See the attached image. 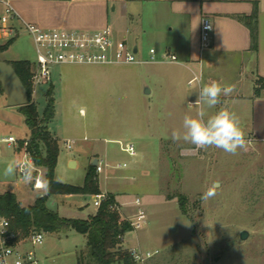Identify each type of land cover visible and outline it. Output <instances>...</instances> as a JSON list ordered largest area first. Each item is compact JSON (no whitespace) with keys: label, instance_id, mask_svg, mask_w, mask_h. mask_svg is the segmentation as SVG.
<instances>
[{"label":"rangeland","instance_id":"374dc122","mask_svg":"<svg viewBox=\"0 0 264 264\" xmlns=\"http://www.w3.org/2000/svg\"><path fill=\"white\" fill-rule=\"evenodd\" d=\"M106 24L114 39H124V35L130 46L137 40L140 58L147 59L148 49L157 50L160 46L161 41L149 36L134 39L129 28L125 31L128 21L118 12L109 14ZM3 40L0 39V45L7 41ZM5 56L33 61L29 36L21 33L8 45ZM156 65L57 64L50 80L32 86L39 119L44 117L47 90H51L53 111L45 126L57 139L53 180L82 186L90 166L95 168L90 158L96 154L102 166V171L94 173L98 190H113L116 186L119 201L131 202L130 211L120 209L119 205L124 215L134 210L132 200L140 199L145 222L124 234L123 245L157 252L133 264H264L263 201L258 195L251 200L249 194H237V174L243 170L242 153L231 155L214 146L197 150L194 145L178 151V144L170 138L174 127L171 115L167 112L165 116L158 109L166 87L159 89L154 73L147 72V68ZM148 86L152 89L150 96L143 92ZM185 96L181 94L179 104L189 110ZM148 98L152 111L147 108ZM197 110L194 105L189 111L196 115ZM8 135L18 140L23 150L24 144L20 143L29 140V129L19 107L7 105L1 93L0 137ZM66 140L70 148L66 147ZM124 143H132L133 155L121 149ZM20 156L11 145L0 142V182L3 188L16 190L20 202L26 204L35 192L31 189L32 179L25 183L18 172L12 177L3 175L7 163L15 160L18 165ZM245 156L249 159L248 153ZM70 159L75 165L68 163ZM122 162L127 164L126 168L116 169L115 165ZM39 168L44 178L46 167ZM215 181L219 182L216 196L202 201V194ZM43 191L46 193V189ZM179 193L186 198L185 215L178 206ZM49 196L48 204L54 200L53 208L57 206L61 217L80 219L94 211L91 193ZM241 230L247 233L244 239L239 236ZM26 244L40 264H76V252L85 249L84 237L71 228L58 237L44 232L41 244Z\"/></svg>","mask_w":264,"mask_h":264},{"label":"crops","instance_id":"0c3cea01","mask_svg":"<svg viewBox=\"0 0 264 264\" xmlns=\"http://www.w3.org/2000/svg\"><path fill=\"white\" fill-rule=\"evenodd\" d=\"M12 4L24 20L44 28L95 30L107 27L110 31L106 24L108 16L118 12L128 21L129 27H125V31L129 28L134 39L149 36L161 41L156 53L167 51L174 54L177 60L155 62L157 67L147 68V72L154 73V82L159 89L166 87L165 98L159 102L158 109L165 116L167 112L168 116L171 115L169 119L173 129L182 131L184 116H195V113L180 106L181 94L185 93L184 103L187 105L188 101H196L199 91L207 83L217 81L222 85H235L236 90L231 96H221V103L215 108L206 109V113L208 117L221 108H226L239 117L247 143L246 149L238 150L242 153L243 170L237 174V194H249L251 200L256 199V195L261 196L264 210V0H12ZM253 12L256 24L255 48L251 46L249 27L238 18L248 17ZM203 17L211 21L209 45L205 48H201L199 39ZM121 38L126 42L124 35ZM133 46L139 52L137 40ZM6 52L7 48L0 52L3 60H18L7 58ZM147 89V92H143L150 96L152 89L149 86ZM150 102L148 98L147 103ZM147 108L149 111L154 110L151 103ZM175 122L180 124L175 126ZM51 137L54 138L52 135ZM16 141L11 146L14 153L21 154L19 164L26 156L24 147L21 150L18 140ZM176 143L178 151L193 147L183 141ZM67 144L70 145L66 140V147ZM246 153L249 154V159L244 158ZM90 159V164L93 159L99 160L96 154H92ZM70 161L71 159L68 163ZM120 164L122 168L127 166L125 162ZM31 170V189L35 192L30 202L22 204L16 190L3 188L1 182L0 194L12 192L21 206L31 205L37 197L45 193L44 178L39 166L34 165ZM117 176L122 177H113ZM35 180L41 182L40 187L33 186ZM112 189L104 192L113 197L116 204L121 206L120 209L130 211L131 202H120L118 188L114 186ZM49 198L50 196L46 200L47 207L57 213L59 209L57 206L53 208L54 200L48 204ZM250 206L255 207L253 203ZM95 210L94 207L91 214L87 213L85 218L80 219H87ZM60 233L49 234L58 237Z\"/></svg>","mask_w":264,"mask_h":264},{"label":"built area","instance_id":"2783aa9c","mask_svg":"<svg viewBox=\"0 0 264 264\" xmlns=\"http://www.w3.org/2000/svg\"><path fill=\"white\" fill-rule=\"evenodd\" d=\"M210 32L211 21L203 17L199 33L201 48L209 45ZM21 33L28 35L33 45L34 60L30 63V81L33 86L50 80L57 64H142L177 60L174 54L167 51L157 54L152 47L148 49L147 59L140 58L137 49L134 51V46L128 45L124 39H114L107 27L95 30L41 27L24 20L13 7L12 0H0V38L13 39ZM0 142L11 145L16 139L8 135L0 137ZM26 142L25 140L24 146ZM67 147L70 145L67 144ZM121 149L129 155L134 154L132 143H124ZM24 153L26 158L18 164L17 172L20 175L25 166L31 169L34 167L25 147ZM115 167L122 168V165L116 164ZM94 170L97 173L102 171L100 159L96 160ZM33 186L40 187L41 182L35 180ZM107 199L108 193L99 191L93 195L92 204L98 208ZM132 203L134 210L129 215H124L116 203L109 204L108 208L116 211L121 220L127 221L131 229L136 230L144 224L146 215L138 197ZM43 235V231L32 230L24 236H18L10 230L8 218L0 216V264H40L32 248H26V243L31 246L41 244ZM128 251L134 261L149 258L157 252L141 250L139 247L128 248ZM134 254L139 257L138 260L134 259Z\"/></svg>","mask_w":264,"mask_h":264},{"label":"trees","instance_id":"16d2710c","mask_svg":"<svg viewBox=\"0 0 264 264\" xmlns=\"http://www.w3.org/2000/svg\"><path fill=\"white\" fill-rule=\"evenodd\" d=\"M238 18L245 21L249 27L251 46L255 48V12L248 17ZM12 41L13 39H8L4 44H1L0 52L5 50ZM6 62L13 67L27 93V102L18 106L23 115L24 123L29 129V140L24 147L35 166L46 167L43 185L47 194L37 197L31 205L21 206L12 192H3L0 194V216L8 218L10 230L18 236H24L32 230L60 233L62 230L69 228L83 235L85 249L76 252V264H113L115 262L118 264H133L134 260L130 252L121 243L122 236L132 229L127 221L119 218L116 211L108 208L109 204L116 203L110 194H108V199L102 202L87 219L61 217L47 207L46 200L51 194L91 193L94 195L98 193L95 170L90 166L85 174L82 186H71L53 180V168L58 147L57 141L51 137L45 126L53 111L51 90H47L49 96L44 110V117L39 119L32 99L33 85L30 81V61L14 60ZM24 141H21V145L24 144ZM176 197L179 209L185 215L186 198L180 193Z\"/></svg>","mask_w":264,"mask_h":264},{"label":"clouds","instance_id":"9594fccd","mask_svg":"<svg viewBox=\"0 0 264 264\" xmlns=\"http://www.w3.org/2000/svg\"><path fill=\"white\" fill-rule=\"evenodd\" d=\"M236 90L235 85H222L217 81L205 84L198 93L195 103H188L189 110L194 105L199 107L195 116L185 115L183 119V130L173 129L170 138L173 142H185L195 146L197 150H207L209 147H216L224 152L237 155L238 150L246 149V140L244 132L240 127L239 117L234 112L226 108H221L215 114L205 119L206 109L215 108L221 103V96H231ZM18 165L15 160L7 163L3 169L5 177L15 176ZM25 183L31 182L32 170L25 166L21 172ZM218 181L213 182L202 196V201L214 198L217 194ZM47 193H43L46 195ZM134 259H139L134 254Z\"/></svg>","mask_w":264,"mask_h":264},{"label":"water","instance_id":"95a60500","mask_svg":"<svg viewBox=\"0 0 264 264\" xmlns=\"http://www.w3.org/2000/svg\"><path fill=\"white\" fill-rule=\"evenodd\" d=\"M136 48L134 47V51ZM0 85L2 93L5 97L6 104L9 106H19L27 102L26 90L20 81L19 77L15 73L13 67L5 60L0 58ZM147 88L144 92H147ZM74 163L73 160L69 164ZM92 165L96 164V159L91 162ZM245 230H241L239 236L241 239L246 237Z\"/></svg>","mask_w":264,"mask_h":264},{"label":"bare ground","instance_id":"6f19581e","mask_svg":"<svg viewBox=\"0 0 264 264\" xmlns=\"http://www.w3.org/2000/svg\"><path fill=\"white\" fill-rule=\"evenodd\" d=\"M82 113V112H81Z\"/></svg>","mask_w":264,"mask_h":264}]
</instances>
